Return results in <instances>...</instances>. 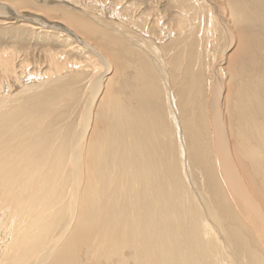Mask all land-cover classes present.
<instances>
[{
  "label": "bare ground",
  "instance_id": "bare-ground-1",
  "mask_svg": "<svg viewBox=\"0 0 264 264\" xmlns=\"http://www.w3.org/2000/svg\"><path fill=\"white\" fill-rule=\"evenodd\" d=\"M31 1L0 0L2 22L12 13L52 41L60 39L61 48L45 50L42 72L30 71L29 60L18 63L20 49L0 47V264H264V101L253 89L264 84V36L251 44L233 93L215 66L196 107L188 100L192 82L179 90V117L166 93L178 162L169 153L174 136L154 84L165 75L160 53L166 48L151 34L175 43L193 20L214 24L217 15L207 6L217 4L173 0L179 8L174 36L161 25L158 8L148 10L150 0L137 17L118 4H101L105 20L76 0H36L27 9ZM199 1L207 8L203 22L194 5ZM227 3L251 7L246 20L264 30L261 0ZM207 27L209 34L198 33L200 42L213 36ZM225 32L227 60L233 35ZM203 41L204 49L210 44ZM95 64L105 65L100 77L80 80L86 81L82 92L90 89L76 124L82 127L64 126L68 115L56 107L64 101L51 96V88L59 93V81L89 75ZM192 160L199 169L194 178L203 179H197L200 199L192 194L194 184L192 192L185 185V163Z\"/></svg>",
  "mask_w": 264,
  "mask_h": 264
},
{
  "label": "rangeland",
  "instance_id": "rangeland-1",
  "mask_svg": "<svg viewBox=\"0 0 264 264\" xmlns=\"http://www.w3.org/2000/svg\"><path fill=\"white\" fill-rule=\"evenodd\" d=\"M7 1L9 3L10 1H13V0H7ZM148 1L149 0H76V2L79 5H81L84 9H86L89 12H95L94 14L99 15V17L102 20H105L106 16L104 15V13H101V10H100L101 4H105L106 6L107 5L109 6V2H110V4L112 3L115 6H116V4H118L117 8L122 7L120 9V11L127 9L125 14L130 13L131 15H135L137 17L142 11L147 10V8L149 6V4L147 3ZM150 1H152V2L150 5V8H148V10L153 11L156 9L155 7H157L159 10V14L161 15V19H162L161 25H163V23L168 24L169 29L172 30V34L175 33L174 36H176V31H177V29H176L177 28V26H176L177 22L176 21H177V18L179 17L177 15V14H179V11H177V10H179V8L173 4V0H150ZM227 1L230 2L232 0H213V1H211V2H213V4H217V7L215 8V7H213V5H209L207 7H208V9H210V8L213 9L214 14L217 15V19H216L217 21H215V20H214L215 22L212 21V23H214V24H211L212 26L209 24L203 25L202 23H199V24H201V26H199L197 20H193V21L190 20L191 21L190 24L188 26H186L185 29H183L184 34H181V38L180 39L178 38L176 41L173 40V42H175V43H172V44H171V42L168 43V40L166 42H159L160 40H158V38H159L158 32L154 31L153 32L154 34H151L156 39V41H154V42H156L158 46L165 44V48H166V50H162V48H160L164 52V54L162 52L160 53V55L162 56V57H160V59L162 61V65H163L162 69L164 70L163 72H165V75L163 73H162L163 74L162 77L157 75L158 77L157 76L155 77V78H157L156 79L157 81L154 84H156V87L159 88L162 92V95L160 98H161V101H163V103H160V104L162 106H164V108L166 109V111H165V109H163L165 111V112L163 111L165 114L164 119H166L165 123L168 124L167 126H169L171 129L170 133L172 134V132H173V136H174L173 141L175 143H173L172 140H170V141H172V143L169 141L170 145L172 144L171 146H173V147L168 146V148H170L169 153H171V155L170 154L169 155L172 156L171 157L172 159H174V157H175L174 155L177 154L176 157L179 159L178 162L181 161L180 156H178L179 155L177 152L178 150H176L179 141L176 138L175 131H173L172 122L170 121L171 117L169 116V110H168V106H167V102H166V93L170 92L171 96L173 97V99L175 101V105H176L175 115H176V117L177 116L179 117L181 114L180 109H179V105H180V101H181L179 90H182V89L187 90L186 85L189 84L191 81L193 85L189 88V85H190L189 84L188 90L190 89L191 91L189 90V92H192V93L191 94L189 93V95H188L189 99L188 100H189V102L193 101L192 104L196 107L195 101L199 100V102H201L204 98V95H206L210 89V83H211V81H213L211 74H210V69L212 66H215L217 68V71H218L219 75L221 76V78L224 80V83H226L230 87L231 92L233 93L236 90L235 88H236V85L238 83V81H237L238 78L236 76V73L240 71L239 67H242L244 70L249 65V59H250L249 54H251V48H253L251 44L257 40V35H258V38L260 39V41H262L261 37L264 36V30H262L263 26L261 27V25H260V26H258V28H256L249 21V18H251V17L248 16L247 20L245 18L246 15H248V13L245 11L250 10L251 7L239 6V7L234 8L233 6L229 5L227 3ZM258 1H260V0H258ZM261 1L264 3V0H261ZM31 2L33 4L28 3L27 9L28 8L34 9L36 7L35 5L37 4V1L33 0ZM186 2H188V0H185V3ZM236 2L237 3L245 2V0H236ZM14 5H15V3H14ZM194 5H195V7L198 8V16L197 15H195V16H197V18L199 20H201V18H202V22H203V19L206 20V9H207L204 5V2H202V1H199L197 3L194 2ZM214 9L216 10V12ZM187 11L188 12L190 11L191 16L196 13V12H194V14H193V11H191V9L190 10L187 9ZM5 12H7V10H5ZM59 13L61 14V11ZM242 13H244V14H242ZM122 15H124V14H122ZM124 16L125 17H123V19L126 21L128 16H127V18H126V15H124ZM7 17H9L10 22L5 23V24L2 22V18H4V17H0V47L9 48L10 46H13V49H20L18 55H19V57H22V58H19V57L17 58L18 63L20 64L24 61L29 60L30 71L37 70V71L43 72L46 69L45 63L42 61V59H44V54L47 51L56 50V49L61 48V45H59L60 39L58 40L56 37H54V41H52L53 39H52V37H50L51 35H46L44 32H39V30L32 29L31 26L26 24L27 22L25 20H23L24 22L21 20H18L19 18H17L12 13L7 14ZM219 19L221 22L220 21L218 22ZM46 24L48 26L49 25H55L57 27L59 26L58 28L65 33L71 32L70 30H69V32H68V30H65L66 29L65 26H62L61 24H57V22H50L49 24L47 22ZM207 26L210 27V31L212 30L211 32H212L213 36H210L209 38H206L205 40L203 39L204 41L209 40L208 43L210 44L208 46H205V48L203 49L201 46V42L203 40H201V42H200V40H199L200 36H198L199 35L198 33L201 34L202 31L204 30L206 34H209L207 32V30L205 29V27H207ZM239 29L240 30L242 29L244 32L240 36L238 35ZM225 31H227L233 35V37L231 38V41L233 42L232 48H229L228 52H225L227 55V60L224 59V50L228 47V37H227ZM252 32H257V34H253ZM52 33H54V32H51V33L48 32V34H52ZM202 37H204V36H202ZM49 39H51V40H49ZM204 41H203V44H204ZM126 45L129 48H130V46H132L131 43L128 41H127ZM126 45H125V51L128 49ZM45 50H47V51H45ZM72 52L73 51L69 52L67 54V56H71ZM141 54L143 55L145 60L148 61L147 56L146 55L144 56L143 53H141ZM73 55L77 59H79V56L77 54H73ZM24 56H26L27 58ZM171 60H173V61H171ZM169 65H171V66H169ZM95 66H96V70L93 71V69H91L92 71H89V75L86 74V71L84 72L85 74H83L81 71L82 75L80 77H78L76 80H69L67 83H62L59 81L60 85L62 84V86L59 89V93H58V91H56L55 93H52V91L54 92L56 88L54 86L51 88L50 95L54 96V97L55 96L58 97L61 94V96H59V97H61L62 100L64 101V104L61 102L62 106L56 105V107H58V109L60 111H64L67 113L66 115H68V118L66 119L65 123H63V124H65L64 126H66L67 123H71L73 125V127H75V126L76 127L79 126L78 128L82 127V125H80V124L76 125V124L78 123V121L80 119H82V115H80V113L82 114L81 110L84 106L85 101L87 100V96L89 95L90 89L85 88L84 92H82V87L86 81H80V80H92L93 78L96 77V75L100 77L101 72L105 68V65L95 64ZM233 66H234V69L232 68ZM126 73L128 74L129 72H126ZM106 76H108V75H106ZM238 76H239V74H238ZM163 77H164V79H163ZM93 80H95V79H93ZM197 80H198V82H197ZM195 83H197L199 85L197 86V84H195ZM37 85L40 86V84H37ZM39 86H37V87H39ZM50 86L48 85L47 87L44 88V90H47V88H50ZM197 89L200 90L199 94L197 92ZM253 89L256 91V93H258L256 96V99L259 102L264 101V84L263 83H257V86ZM42 90H39V91L41 92ZM163 98H164V100H163ZM192 98H193V100H192ZM233 98H234V96L230 97V100H228L230 107L232 106L231 102L233 101ZM199 102H197V104H198L197 109H199L200 111H204V110L200 109ZM66 103H68V104H66ZM64 106H67V107H65L66 109L64 108ZM97 107H98V105H97ZM97 107L96 106L94 107L93 116L94 115L96 116V113L99 110V109H97ZM64 116H62V117H64ZM171 139H173V138H171ZM174 150H175V153L171 152ZM186 156H187V154H186ZM177 158H175V161H174L176 167H178V165H179L178 162L176 163ZM192 162H193V160L191 161V164L189 163L190 165L188 164V161H186V163H185V165H186V169L184 170L185 177H186L185 185L188 184L187 185L188 190H190L192 192L191 185L194 184L192 187H194L193 190H195V191H193L192 194L194 196L196 194L197 198L200 199L199 198L200 196H198L197 192L199 191V189L201 187L199 185V181L200 180L203 181V179H199L198 177L194 178L195 176H199V173H197V171L199 169L195 168V165H192V164H194ZM180 166L181 165H179V167ZM179 167H178V169L181 171V174H182V170H181L182 167H180L181 169ZM189 167H191V169ZM193 169H195V170H193ZM176 170H177V168H176ZM189 172H191V173H189ZM217 177H218V180H219L220 185L222 187V181L223 180H221V178L218 175H217ZM181 178H183V177H181ZM182 181H184V178L182 179ZM191 182H193V183H191ZM196 189H197V191H196ZM2 238H3V235L0 232V240H2Z\"/></svg>",
  "mask_w": 264,
  "mask_h": 264
}]
</instances>
